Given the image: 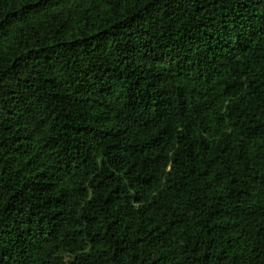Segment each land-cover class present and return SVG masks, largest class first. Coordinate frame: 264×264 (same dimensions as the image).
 I'll return each mask as SVG.
<instances>
[{
  "label": "trees",
  "instance_id": "trees-1",
  "mask_svg": "<svg viewBox=\"0 0 264 264\" xmlns=\"http://www.w3.org/2000/svg\"><path fill=\"white\" fill-rule=\"evenodd\" d=\"M0 264H264V0H0Z\"/></svg>",
  "mask_w": 264,
  "mask_h": 264
}]
</instances>
